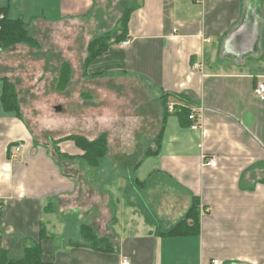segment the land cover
Instances as JSON below:
<instances>
[{"label": "crops", "instance_id": "1", "mask_svg": "<svg viewBox=\"0 0 264 264\" xmlns=\"http://www.w3.org/2000/svg\"><path fill=\"white\" fill-rule=\"evenodd\" d=\"M3 7L39 41L49 29L53 46L0 47V264L37 246L52 264H264V100L254 92L264 80V0H0ZM126 12L131 44L112 43L85 69L90 41L120 35ZM21 53L34 56L24 82ZM194 61L203 68L193 70ZM64 63L71 73L60 89ZM7 81L21 116L3 105ZM47 85L65 94L56 107L65 113L48 118L53 137L43 141L21 87L38 103L34 92ZM201 104L203 126L192 130L184 111ZM101 133L108 152L98 167H114L106 189L68 138ZM212 158L215 167L205 164ZM123 162L127 172L117 169ZM132 187L146 200L128 198ZM195 197L200 230L168 234ZM84 225L112 248H92Z\"/></svg>", "mask_w": 264, "mask_h": 264}, {"label": "trees", "instance_id": "2", "mask_svg": "<svg viewBox=\"0 0 264 264\" xmlns=\"http://www.w3.org/2000/svg\"><path fill=\"white\" fill-rule=\"evenodd\" d=\"M128 12L123 14L121 19V34L115 35L112 32H107L104 35L94 38L88 46V55L84 62V68L87 69L90 62L97 57L107 53L112 43L120 44L127 39L128 33ZM16 44H28L32 47H40V42L30 33L27 24L22 19H12L8 17L7 8H0V47L7 48ZM69 63H64L61 69L59 88L64 89L69 74L71 73ZM66 82V83H65ZM2 102L6 109L15 112L21 116V107L18 100L16 87L13 83L5 82L2 94ZM185 118L188 119L189 110H185ZM75 144L83 151V157L88 161L92 168H97L101 157L108 152V135L101 133L97 138L90 140L83 135H70ZM200 199L195 197L193 203L188 210L184 220L176 224L168 234H189L200 230ZM192 220V225L187 224L188 220ZM82 234L86 242H90V246L95 249L108 251L112 248V244L106 237H100L96 234L91 226L84 225ZM11 264H52L44 262L42 258L41 248L39 246L29 250L26 258L17 260Z\"/></svg>", "mask_w": 264, "mask_h": 264}, {"label": "rangeland", "instance_id": "3", "mask_svg": "<svg viewBox=\"0 0 264 264\" xmlns=\"http://www.w3.org/2000/svg\"><path fill=\"white\" fill-rule=\"evenodd\" d=\"M104 34H105V32H103ZM41 34L42 35H45V37H41V38H39L40 39V41H41V43L40 44H42V45H44V47L45 48H49L50 46H53L52 44H51V40L49 39V35H50V30L49 29H46V28H42L41 29ZM38 40V39H37ZM39 41V40H38ZM39 41V42H40ZM53 42H55L54 40H53ZM76 42H77V44L79 45V47H80V49H84V46H85V40L84 39H81V38H79V39H77L76 40ZM77 47V46H76ZM83 56V54L81 53V52H79V53H74L73 55H72V59L74 60V61H79L80 59H81V57ZM21 57L22 58H26V64L24 65V67L23 68H25V70H27V73H25V76H21L22 78H21V81H26V80H28V79H30V74L29 73H31V69H29L28 68V65H27V63L28 62H30V61H32V58L34 57H32V55H30V56H28V53H21ZM57 60H59V59H57ZM57 61H55V59L53 58L52 60H51V65H50V68L51 69H48V70H53L54 71V69H52L53 67H54V65H57ZM27 65V66H26ZM41 68H43V65H42V67ZM41 68H40V71H42L41 70ZM38 69V68H37ZM36 69V70H37ZM38 71V70H37ZM47 72V74L46 75H44L43 76V78L41 79L42 80V82L44 81V79H45V77H47L48 75H49V73L51 72V71H46ZM22 82V83H23ZM22 89H23V91L25 90L26 92L24 93L25 94V96H26V100L28 101L26 104H27V106L29 107V113L31 114V116L33 115L34 116V119L35 118H37V119H39L40 118V120H39V127H38V130H39V132H40V134H39V137H40V139L41 140H43V141H49V139L51 138V136L53 137V135H51L49 132H48V130H50L51 129V124L53 123L52 121H51V119H48V118H50L51 116H54V115H57V114H59V113H65V107L63 106V110L62 111H57L56 110V107L59 105V100L61 99V98H66V96H65V94L64 93H62V92H58V93H60L59 95L60 96H58V97H56V95L54 94V92H53V90H54V87L53 86H50V85H47L46 87H45V89H44V91L42 92V94H40V95H38V93H36V92H34L35 93V96L37 97V99H40V102H38V103H36L35 101H34V95L32 94V92H31V88L30 87H26V86H22L21 87ZM35 97V98H36ZM31 99V100H30ZM55 99H58V100H56L55 101ZM54 100V101H53ZM61 116V115H60ZM33 119V118H32ZM52 122V123H51ZM69 140H72V139H69ZM73 141V140H72ZM107 157V156H106ZM108 157H113V156H108ZM133 158L131 157V158H129L128 159V163L132 160ZM68 160L69 161H71L70 160V158H68ZM71 163V162H70ZM127 162H123L122 163V166H120V167H117V169L118 170H122V171H124V172H127L128 171V168H130V165L128 164V165H124V164H126ZM91 167V166H90ZM113 168L114 167H111L110 166V164H108L105 160H102V162H101V166L100 167H98V168H92L91 167V169H90V171L88 172L89 173V176H91V177H95V178H97L98 177V179H100L101 181H103L104 179H105V183H103V182H100V183H98L99 184V188L101 189L102 188V186H104L105 187V189L106 188H109V186H108V184L110 183V181H111V177L109 176V175H114V171H113ZM106 178H109V180L108 181H106ZM156 180H152L150 183H152L153 185H155L157 182H155ZM108 182V183H107ZM104 184V185H103ZM137 194V196H139V197H142V200L144 199V200H146L145 199V196L142 194V191L140 190V189H137L136 187H132V190L129 192V194L127 195L128 196V198L129 197H131V196H133L134 194ZM155 198H154V200L155 201H157V200H159L156 196H157V194H156V191H155ZM148 200H151V199H148ZM68 234V233H67ZM60 235H57L56 237H59ZM67 236V235H66Z\"/></svg>", "mask_w": 264, "mask_h": 264}, {"label": "built area", "instance_id": "4", "mask_svg": "<svg viewBox=\"0 0 264 264\" xmlns=\"http://www.w3.org/2000/svg\"><path fill=\"white\" fill-rule=\"evenodd\" d=\"M200 1V0H198ZM205 41H210L209 38L205 39ZM123 47H128L131 44V39H126L120 43ZM193 70L197 69H202L203 68V62L202 61H194L192 65ZM255 94L257 97L260 99L264 100V80L258 81L255 89H254ZM167 108L170 112H175L177 109V103L175 101H170L167 104ZM204 115H205V107L204 105H198V106H193L189 110V115L188 119L190 121V128L192 130H198L201 129L203 126V120H204ZM24 148V144L22 142L16 143L11 146L10 152L11 156L13 158H18L19 155L21 154L22 150ZM206 165L215 167L217 165V159L212 158L209 159L205 162ZM122 264H131V262L128 259H123ZM214 264H219L218 260L214 261Z\"/></svg>", "mask_w": 264, "mask_h": 264}]
</instances>
